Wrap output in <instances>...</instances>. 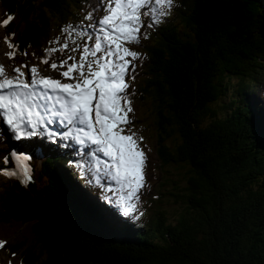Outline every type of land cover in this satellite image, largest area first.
Segmentation results:
<instances>
[{
  "label": "trees",
  "instance_id": "obj_1",
  "mask_svg": "<svg viewBox=\"0 0 264 264\" xmlns=\"http://www.w3.org/2000/svg\"><path fill=\"white\" fill-rule=\"evenodd\" d=\"M0 11L14 16L2 33L39 61L52 29L88 12L95 22L102 9L99 0H0ZM142 32L131 99L151 107L165 196L181 210L173 221L159 208L139 219L105 214L72 168L71 144L35 138L31 159L17 161L10 141L0 168L17 177L0 188V228L10 232L0 251L18 264H264V0H176Z\"/></svg>",
  "mask_w": 264,
  "mask_h": 264
},
{
  "label": "snow or ice",
  "instance_id": "obj_2",
  "mask_svg": "<svg viewBox=\"0 0 264 264\" xmlns=\"http://www.w3.org/2000/svg\"><path fill=\"white\" fill-rule=\"evenodd\" d=\"M99 7L102 17L93 22V13L88 12L87 29L79 31L74 25L64 26V42L59 38L50 42L59 47L46 48L45 56L38 57L41 64L59 71L63 79L44 76L37 65L29 63L13 66L14 75L9 76L0 64V124L16 141L47 136L53 143L60 138L94 146L92 154L107 158L103 161L104 172L119 186L115 189L118 198L109 197V202L119 207L123 215L139 219L144 215L139 202L148 187L149 157L143 146L144 137L134 130L129 115L135 113L130 90L136 69L146 57L129 45L148 39L142 29H154L164 23L175 9L176 0H99ZM145 17L150 21L147 24ZM13 20L9 14L3 26L8 27ZM14 36L12 33L5 37L11 49L7 56L12 60L18 53L27 57V51L21 52L19 45L12 42ZM56 52L68 55L57 63L51 56ZM72 53H78L79 58ZM54 122L68 130H51L49 125ZM11 156L17 161L31 159L15 151ZM8 162L5 156V165ZM0 174L17 177V172L7 168L0 169ZM22 174L23 184L33 182L31 169L26 165ZM6 243L0 241V248Z\"/></svg>",
  "mask_w": 264,
  "mask_h": 264
},
{
  "label": "rangeland",
  "instance_id": "obj_3",
  "mask_svg": "<svg viewBox=\"0 0 264 264\" xmlns=\"http://www.w3.org/2000/svg\"><path fill=\"white\" fill-rule=\"evenodd\" d=\"M2 22H3V18H2V13L0 11V64H3L5 66L9 76L14 75V73L12 72L13 66H19L23 63H29V65H37L41 74L44 76H51L53 78L63 79L59 75V71H52L48 67V65L41 64L40 61L34 59L31 54H28L27 58H22V60L20 59V57L17 56L15 60L9 59L7 53L11 50L8 48V45L5 42L6 36L2 33V27H1ZM69 24L74 25L77 31H79L82 28L87 29V25L89 24V21H87L86 19H79L76 21H68L67 25ZM58 38L60 39L61 43H63L65 40V37L62 35L61 31L52 29L50 31L49 38L45 43L46 46L58 48L59 45L50 43L52 41L57 40ZM69 43H71V41H69ZM129 46L132 48V50L139 51V49H137V46L139 45H129ZM67 55H68L67 52H65L63 55L60 52H56L53 53L52 60H55L58 63L60 60L66 58ZM72 55H76L77 58H79L78 53H72ZM52 60L50 61V63L52 62ZM69 63H71V61H69ZM24 71H27V69H24ZM64 82H71V81H64ZM133 107L135 109V113L129 115L131 116L134 122V130L138 133V135L144 137L143 146L149 157L148 168L146 172V180L148 187L145 190H143V194L139 202V210L143 211V213L146 214V212L148 213L150 212L151 208H154L151 211H154L155 209L159 208L160 210L164 211L165 214L170 215V221H173L177 211L181 210V208L175 206V203L172 200L167 199V197L165 196L168 187L166 183H164L163 179H161V176L166 174L167 169L166 167L165 169L162 168V162L161 160L158 159L155 153V148H156L155 141L151 139V135L153 134V132L151 133V123L152 121H154L153 120L154 117L151 116L152 115L151 107L146 108L144 106H140V104L137 102H133ZM0 128H2L1 125ZM142 128L147 129V131L142 132L140 130ZM1 130L4 133L2 135L3 141H1L0 138V149L9 147L8 145H10V141H11L14 142L15 146L17 147L14 150L17 154L19 153L20 150L28 152L30 150V145L32 144L31 142L34 141L36 138L33 137L21 141H16L12 138V134L6 131V128ZM41 138L43 137H38L39 140ZM72 168L75 169L76 171H80V174L86 176L87 179L90 178L89 180L91 181L90 184L92 186L93 192L99 195L98 197L99 203H103L102 200L109 202L108 192L98 185L97 176L94 174L95 169H93L91 163L87 162L86 164H81L79 161H77L76 163H72ZM4 180H5V175L0 174V188ZM107 202H104L103 205L107 206L106 205ZM103 209H104L103 210L104 213L107 214V212H109V209L107 207H104ZM9 235H10L9 230L0 228V241H4V240L6 241ZM0 264H18V261L16 258L8 257V255L1 253L0 251Z\"/></svg>",
  "mask_w": 264,
  "mask_h": 264
},
{
  "label": "bare ground",
  "instance_id": "obj_4",
  "mask_svg": "<svg viewBox=\"0 0 264 264\" xmlns=\"http://www.w3.org/2000/svg\"><path fill=\"white\" fill-rule=\"evenodd\" d=\"M33 1H38V0H33ZM40 1V0H39Z\"/></svg>",
  "mask_w": 264,
  "mask_h": 264
}]
</instances>
